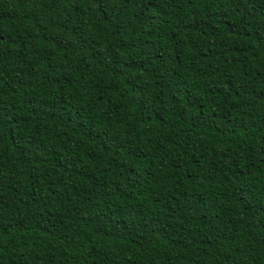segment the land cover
<instances>
[{
  "label": "trees",
  "instance_id": "trees-1",
  "mask_svg": "<svg viewBox=\"0 0 264 264\" xmlns=\"http://www.w3.org/2000/svg\"><path fill=\"white\" fill-rule=\"evenodd\" d=\"M0 264H264V0H0Z\"/></svg>",
  "mask_w": 264,
  "mask_h": 264
}]
</instances>
